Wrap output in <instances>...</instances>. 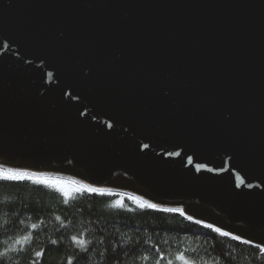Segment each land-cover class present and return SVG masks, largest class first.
I'll use <instances>...</instances> for the list:
<instances>
[{
	"label": "water",
	"instance_id": "water-1",
	"mask_svg": "<svg viewBox=\"0 0 264 264\" xmlns=\"http://www.w3.org/2000/svg\"><path fill=\"white\" fill-rule=\"evenodd\" d=\"M0 169L264 251V0H0Z\"/></svg>",
	"mask_w": 264,
	"mask_h": 264
},
{
	"label": "trees",
	"instance_id": "trees-1",
	"mask_svg": "<svg viewBox=\"0 0 264 264\" xmlns=\"http://www.w3.org/2000/svg\"><path fill=\"white\" fill-rule=\"evenodd\" d=\"M27 175L34 179L0 180V264H182L180 254L191 264H264L260 248L179 210L151 208L127 194L91 192L72 179Z\"/></svg>",
	"mask_w": 264,
	"mask_h": 264
},
{
	"label": "snow or ice",
	"instance_id": "snow-or-ice-1",
	"mask_svg": "<svg viewBox=\"0 0 264 264\" xmlns=\"http://www.w3.org/2000/svg\"><path fill=\"white\" fill-rule=\"evenodd\" d=\"M32 179H34V177L29 176L26 173L11 172V171H2V172H0V180H3V181H23V180H32ZM35 179L37 180L38 183H46L47 182L46 179L43 178V177H35ZM60 190L64 193L65 196H67L69 194L63 188H61ZM88 190L91 191V192L98 191L97 189H88ZM148 206L151 207V208H155V205H148ZM33 228H35V225H33ZM217 231H219V229H217ZM222 235L227 236L228 234L227 233H222ZM28 239H29L28 236L23 237L24 241H26ZM233 239H238V237H233ZM77 242L80 243L81 245L85 244V241H83V240H78ZM52 243L55 244L57 242L53 241ZM244 243H248V241H244ZM36 255H37V257H40L43 254L37 252ZM177 259L180 260L182 262V264H191V262L183 254H180L177 257ZM169 264H172V262L170 261Z\"/></svg>",
	"mask_w": 264,
	"mask_h": 264
},
{
	"label": "rangeland",
	"instance_id": "rangeland-1",
	"mask_svg": "<svg viewBox=\"0 0 264 264\" xmlns=\"http://www.w3.org/2000/svg\"><path fill=\"white\" fill-rule=\"evenodd\" d=\"M2 170H6V169H2ZM1 170V171H2ZM7 171H11V170H7ZM12 172H14V171H12ZM66 179H68V178H66ZM59 187L60 188H63V189H65L67 192L69 191L68 190V187H66V186H64V183H60V185H59ZM69 193V192H68ZM70 194V193H69ZM122 194H124V193H122ZM127 195H129V194H127ZM129 196H132V197H135V198H138V197H136V196H133V195H129ZM139 199V198H138ZM141 200V199H140ZM143 201V200H142ZM145 202V201H144ZM147 203V202H146ZM124 203H123V199H121L120 200V203H119V207H124Z\"/></svg>",
	"mask_w": 264,
	"mask_h": 264
}]
</instances>
